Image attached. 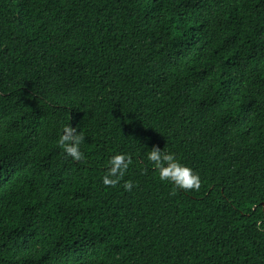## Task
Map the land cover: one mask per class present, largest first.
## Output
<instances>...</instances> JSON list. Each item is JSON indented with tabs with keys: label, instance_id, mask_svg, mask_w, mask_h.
I'll return each instance as SVG.
<instances>
[{
	"label": "trees",
	"instance_id": "obj_1",
	"mask_svg": "<svg viewBox=\"0 0 264 264\" xmlns=\"http://www.w3.org/2000/svg\"><path fill=\"white\" fill-rule=\"evenodd\" d=\"M0 264H264V0H0Z\"/></svg>",
	"mask_w": 264,
	"mask_h": 264
},
{
	"label": "clouds",
	"instance_id": "obj_2",
	"mask_svg": "<svg viewBox=\"0 0 264 264\" xmlns=\"http://www.w3.org/2000/svg\"><path fill=\"white\" fill-rule=\"evenodd\" d=\"M75 129L65 126L58 138V143L62 146L64 153L74 160H79L82 153L79 149V140L75 134ZM147 159L151 161L158 170L161 181H170L179 189L198 190L200 187L199 175L189 166L181 164L172 153H165L156 146H152L147 153ZM128 157L124 154H116L110 159V171L104 176L103 183L113 184L116 177L122 175L127 168ZM112 177V178H110ZM130 183H126V188H131Z\"/></svg>",
	"mask_w": 264,
	"mask_h": 264
}]
</instances>
